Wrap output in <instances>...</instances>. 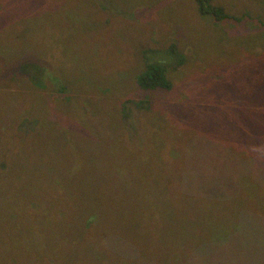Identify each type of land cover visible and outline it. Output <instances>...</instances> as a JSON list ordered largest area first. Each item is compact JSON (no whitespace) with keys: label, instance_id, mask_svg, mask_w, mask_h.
Listing matches in <instances>:
<instances>
[{"label":"rangeland","instance_id":"1","mask_svg":"<svg viewBox=\"0 0 264 264\" xmlns=\"http://www.w3.org/2000/svg\"><path fill=\"white\" fill-rule=\"evenodd\" d=\"M212 1L0 0L66 91L0 96V264H264V0Z\"/></svg>","mask_w":264,"mask_h":264},{"label":"trees","instance_id":"2","mask_svg":"<svg viewBox=\"0 0 264 264\" xmlns=\"http://www.w3.org/2000/svg\"><path fill=\"white\" fill-rule=\"evenodd\" d=\"M192 1L197 8L198 14L202 17H210L215 21L230 18L223 8L213 5L212 0ZM17 23L19 22L15 21L12 14L6 15L0 19V33L3 28L17 26ZM18 30L19 28L17 27L14 31L0 34V96L7 88L27 87L35 92L41 88V95L51 101L53 94H57L60 90L65 91V88L49 74L52 69L50 68V61L46 59L44 54H39L34 49L23 47V44L19 43L22 40V33ZM7 41L10 43H7ZM5 45H10V48H6ZM12 49H18L20 52L14 54ZM142 50L149 55L158 53L150 48ZM168 52L170 58L167 61V58L161 57L149 60L146 58L148 56H144L143 62L145 66L141 71L138 72L132 68L128 73L119 75L118 78H127L132 72L136 77V86L140 91H168L173 86L169 70L177 65H182L185 61V57L175 50L173 46ZM12 68H16V71H12ZM107 88L111 89L110 87H105L104 90ZM103 91L99 90V88L98 90H91L92 93ZM232 146L238 147L237 144ZM238 152L242 153L240 150ZM248 157L252 159L250 155Z\"/></svg>","mask_w":264,"mask_h":264}]
</instances>
